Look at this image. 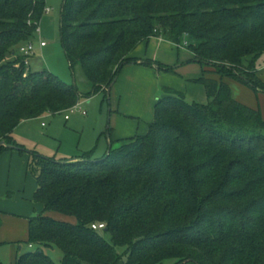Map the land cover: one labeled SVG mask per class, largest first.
Returning a JSON list of instances; mask_svg holds the SVG:
<instances>
[{
    "label": "trees",
    "instance_id": "obj_1",
    "mask_svg": "<svg viewBox=\"0 0 264 264\" xmlns=\"http://www.w3.org/2000/svg\"><path fill=\"white\" fill-rule=\"evenodd\" d=\"M46 10V0H0V154H28L34 203L43 208L29 219L26 243L35 251L19 245L15 264H56L46 253L55 249L59 264H264V119L225 81L264 93V0H63L61 44L94 94L138 65L131 54L141 43L160 38L202 66L195 82L208 103L167 90L146 135L115 147L109 130L102 159L91 151L60 161L12 138L21 123L67 112L86 97L76 83L32 72L19 53Z\"/></svg>",
    "mask_w": 264,
    "mask_h": 264
},
{
    "label": "rangeland",
    "instance_id": "obj_2",
    "mask_svg": "<svg viewBox=\"0 0 264 264\" xmlns=\"http://www.w3.org/2000/svg\"><path fill=\"white\" fill-rule=\"evenodd\" d=\"M46 2L51 13L43 17L35 34V53L30 58L29 69L32 72L46 70L67 86L76 83L82 96L86 97L79 101L81 112L73 115L70 112L50 114L21 124L12 138L27 152L60 161L93 151L94 158L102 159L110 144L107 139L109 130L115 147L125 139L147 134L148 125L154 121L155 105L165 97V91L184 94L188 102L208 103L204 86L195 82L202 76V66L190 51L169 45L158 48L151 45L148 54L149 61L157 62L165 70L128 65L122 69L110 94L108 91L94 94L93 86L85 79L82 70L77 68L76 74L71 70L61 44L63 0ZM41 42L47 46L41 48ZM143 51H146L145 46L135 55L143 54ZM258 71L259 78L264 82V55L258 61ZM232 89L236 99L259 110L264 119V93H256L240 83H234ZM89 94L92 95L87 97ZM67 115H70V121H66ZM28 158L27 153L19 151L0 154V264H15L19 245L23 253L35 251L26 243L29 239V219L40 216L43 209L34 203L37 184L35 177L28 172ZM49 217L59 221H76L58 213H50ZM103 237L110 242L109 234L104 233ZM46 253L56 264L61 262L63 255L58 249L47 250Z\"/></svg>",
    "mask_w": 264,
    "mask_h": 264
},
{
    "label": "crops",
    "instance_id": "obj_3",
    "mask_svg": "<svg viewBox=\"0 0 264 264\" xmlns=\"http://www.w3.org/2000/svg\"><path fill=\"white\" fill-rule=\"evenodd\" d=\"M155 43H157V45L155 44ZM151 45H154V46H156L157 48L158 47H161V45H169V46H171V47H176L174 44H172V43H170V42H168V41H165V40H163V39H160V38H151L150 40H148V41H146V42H143V43H141L138 47H137V49L131 54V56L132 57H134V58H136V59H138V65H140V66H142L140 63H142V62H145L146 60H149V58H148V54H149V48H150V46ZM160 45V46H159ZM143 46H145L146 47V51L144 52L143 51V54H140V55H135V53L137 52V51H139L140 50V48L141 47H143ZM180 50V49H179ZM153 58H156L155 56L153 57ZM155 67V66H154ZM259 74H260V72L258 71V76H259ZM209 77H211V78H214V79H217V77L216 76H214V75H210ZM232 88H234V83H237V82H235V81H232V80H225ZM238 101H239V99H237ZM242 103V102H241ZM245 105V104H244ZM68 121H70V120H68ZM27 122V121H26ZM23 123H25V122H23ZM23 123H21V124H23ZM20 124V125H21ZM108 139V142L110 143V138L108 137L107 138ZM99 144V143H98ZM110 145V144H109ZM108 150H109V148H108ZM107 153H108V151H107ZM106 153V154H107ZM43 209V208H42ZM69 222H71V221H69ZM76 222V221H75ZM75 222H72V223H75ZM17 254H18V250H17V253H16V258H17Z\"/></svg>",
    "mask_w": 264,
    "mask_h": 264
},
{
    "label": "built area",
    "instance_id": "obj_4",
    "mask_svg": "<svg viewBox=\"0 0 264 264\" xmlns=\"http://www.w3.org/2000/svg\"><path fill=\"white\" fill-rule=\"evenodd\" d=\"M50 13H51V9L47 8L46 15H48ZM40 45H41L40 46L41 48H45L47 46V44L45 42H41ZM186 45L187 44H185V46ZM181 48H183V47H181ZM19 53L25 58V65L27 67H29L30 66V58L35 53V47H34L33 43H30V44H27V45L20 47ZM80 105H81V103L79 102L75 107L71 108L67 112H70V114H72V115L75 114L76 112H81ZM83 115L86 116V113H83ZM65 119H66V121L70 120V115H67L65 117ZM92 228L96 231H102L105 229V225L104 224H95L92 226Z\"/></svg>",
    "mask_w": 264,
    "mask_h": 264
},
{
    "label": "water",
    "instance_id": "obj_5",
    "mask_svg": "<svg viewBox=\"0 0 264 264\" xmlns=\"http://www.w3.org/2000/svg\"><path fill=\"white\" fill-rule=\"evenodd\" d=\"M117 81H118V78L115 79V81L113 82V84H112V85L110 86V88L108 89V94L111 93V91H112V89H113V87L115 86V84H116ZM0 147H6V144H5L4 141H3V142H0ZM109 148H111V145H109Z\"/></svg>",
    "mask_w": 264,
    "mask_h": 264
}]
</instances>
